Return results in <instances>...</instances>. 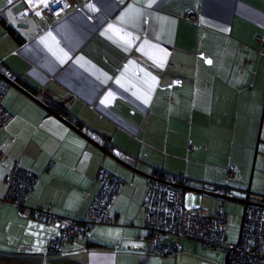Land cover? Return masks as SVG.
I'll return each mask as SVG.
<instances>
[{
    "label": "crops",
    "instance_id": "0c3cea01",
    "mask_svg": "<svg viewBox=\"0 0 264 264\" xmlns=\"http://www.w3.org/2000/svg\"><path fill=\"white\" fill-rule=\"evenodd\" d=\"M67 1V13L48 25L24 16V0H0V69L18 87L1 79L12 118L0 132V202L14 164L36 176L22 208L0 206L21 237L8 238L18 247L0 250V264H117L119 255L151 264L143 201L155 172L181 178L188 193L237 203L255 158L264 174V0ZM190 10L197 20L186 18ZM231 166L238 179H229ZM101 169L122 180L113 222L46 253L60 219L85 222ZM249 193L264 198L258 185ZM37 208L54 220L35 218ZM194 243L182 240L179 257L224 264L225 254L218 261Z\"/></svg>",
    "mask_w": 264,
    "mask_h": 264
},
{
    "label": "built area",
    "instance_id": "2783aa9c",
    "mask_svg": "<svg viewBox=\"0 0 264 264\" xmlns=\"http://www.w3.org/2000/svg\"><path fill=\"white\" fill-rule=\"evenodd\" d=\"M34 0H24L23 14L26 18L38 16L51 25L69 10L67 0H45L39 7L31 5ZM39 13V14H37ZM197 11L190 10L186 18L197 20ZM264 41V38H259ZM208 59L203 63L210 66ZM2 63L0 62V66ZM180 79L173 80V86H180ZM4 85L0 80V132L12 116L2 106ZM229 179L239 178L235 166L228 169ZM36 180L35 174L14 164L7 179L4 200L13 207L22 208ZM98 192L86 213L84 223L76 220L60 219L59 232L50 238L46 253H56L63 244L87 234L94 226L113 222L110 206L122 186V180L101 169L96 177ZM185 181L174 177L151 178L143 201L144 226L152 246V251L161 256L175 255L181 248L182 240H191L202 247L222 251L225 264H264V198L252 200L256 204L245 209L240 240L229 243L225 234L226 215L221 208L208 213L203 208L187 210L184 206ZM33 216L52 222L53 216L41 209L32 211Z\"/></svg>",
    "mask_w": 264,
    "mask_h": 264
},
{
    "label": "rangeland",
    "instance_id": "374dc122",
    "mask_svg": "<svg viewBox=\"0 0 264 264\" xmlns=\"http://www.w3.org/2000/svg\"><path fill=\"white\" fill-rule=\"evenodd\" d=\"M263 101H264V98L262 100V103ZM262 110H263V104H261V108H260L261 112ZM263 123H264V115H263V122L261 126V133H262L263 125H264ZM263 134H264V131H263ZM262 148H263V145H262ZM253 155H254V151H253ZM252 163L253 161H251V164H250L251 169H252ZM255 168H256V158L254 162V168H253V174H252V180H251V186H250L251 191H254V187L257 185L260 189H264V174H259L258 169L255 170ZM234 178H237V177H234ZM2 205L12 210L13 208L14 209L16 208V207H13L12 205L7 204L6 202H0V206ZM184 206L187 210H191L194 208H203V209H206L209 213H213L218 208H222L223 212L226 215L225 234L227 236V241L229 243L237 242L239 231H240L242 209H243L240 203L229 201V200H224V201L218 200V199L207 197V196L200 195L197 193L186 192V195L184 198ZM2 216L3 214L0 213V242H1L0 250L11 251V248L16 249L18 245H15V244L8 245L7 244L8 238H11L12 240H16L21 237L17 233L18 229L16 228L14 229L13 224L7 223L3 218H1ZM100 235H102V233H95L94 235H92V237L95 238V237H99ZM116 235H117L116 232H112L108 235L106 240L110 241L112 244L114 242V238L116 237ZM190 242L193 243L194 241L190 240ZM209 251L215 256H216V253L218 254V256H216L218 261H221L224 259V253L222 251H217L213 249H209ZM185 252L187 253L186 249H184V253ZM192 253L194 252L192 251ZM154 254L156 255L157 258L152 260L151 264H198L197 261H194V259H191L188 256L179 257V252L178 254H176V256H173V255L172 256H161V255H158L157 253H154ZM139 263H140L139 259L136 261L134 257L130 255H125V256L119 255V258L117 260V264H139Z\"/></svg>",
    "mask_w": 264,
    "mask_h": 264
},
{
    "label": "water",
    "instance_id": "95a60500",
    "mask_svg": "<svg viewBox=\"0 0 264 264\" xmlns=\"http://www.w3.org/2000/svg\"><path fill=\"white\" fill-rule=\"evenodd\" d=\"M0 77H1L2 80L6 81L9 85L16 87V85L13 82H11L7 77L2 76V75ZM16 88H18V87H16ZM24 94H26V95H28L29 97L32 98V96L29 95L28 93H24ZM109 156L111 158H113L116 162L120 163L122 166H125V167H127L129 169V167L124 162H122L119 158H117L115 155L109 153ZM187 189L190 190V191H193L195 193H198V194H201V195H204V196H207V197L215 198V199H223V198H226V197H223V196H221L219 194L211 193V192H208V191L197 190V189H190V188H187ZM249 192H250V187H248V193H247L246 197L243 200H238L243 205L242 217H241V224H240V230H241V227H242V222H243V218H244V213H245L246 207L248 205H251V204H256V203H254V202H252L250 200V193ZM239 240H240V231H239V236H238V239H237V242L236 243H238ZM224 264H225V262H224Z\"/></svg>",
    "mask_w": 264,
    "mask_h": 264
},
{
    "label": "trees",
    "instance_id": "16d2710c",
    "mask_svg": "<svg viewBox=\"0 0 264 264\" xmlns=\"http://www.w3.org/2000/svg\"><path fill=\"white\" fill-rule=\"evenodd\" d=\"M1 75L3 76V70L0 69V76H1ZM0 80H1V77H0ZM11 80H14V79H11ZM11 80H10V81H11ZM11 82H12V81H11ZM2 84H3V83H2ZM3 85H4V84H3ZM4 87H6V86L4 85ZM49 107H50L53 111H55V112H57V113H60V111L62 112V110L60 109V107L57 106V105H49ZM70 124L74 125L75 127H78L76 121H72V120H70ZM154 177H155V178H168L167 176L163 175L162 173H158V172H155ZM176 179L178 180L179 178H176ZM185 186H186V187H189V184H187V183L185 182ZM219 192H220L221 194H223V195H229V194L227 193V190H226V189L220 190Z\"/></svg>",
    "mask_w": 264,
    "mask_h": 264
},
{
    "label": "snow or ice",
    "instance_id": "6c2138e0",
    "mask_svg": "<svg viewBox=\"0 0 264 264\" xmlns=\"http://www.w3.org/2000/svg\"><path fill=\"white\" fill-rule=\"evenodd\" d=\"M10 2H11V0H10ZM42 2H43V0H42ZM149 6H151V5H149ZM37 14H39V13H37ZM208 62L211 63V61H208ZM160 66H162V64ZM148 75H150V73ZM152 79L155 80V77H153Z\"/></svg>",
    "mask_w": 264,
    "mask_h": 264
}]
</instances>
